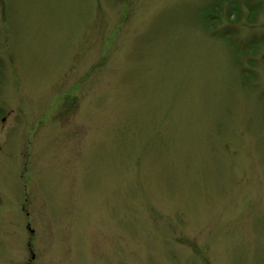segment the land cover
I'll list each match as a JSON object with an SVG mask.
<instances>
[{
  "label": "rangeland",
  "instance_id": "obj_1",
  "mask_svg": "<svg viewBox=\"0 0 264 264\" xmlns=\"http://www.w3.org/2000/svg\"><path fill=\"white\" fill-rule=\"evenodd\" d=\"M0 264H264V0H0Z\"/></svg>",
  "mask_w": 264,
  "mask_h": 264
}]
</instances>
